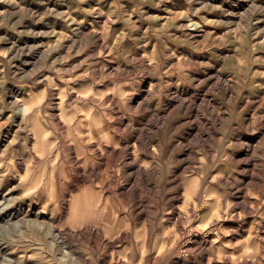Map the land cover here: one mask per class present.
<instances>
[{"label": "rangeland", "instance_id": "obj_1", "mask_svg": "<svg viewBox=\"0 0 264 264\" xmlns=\"http://www.w3.org/2000/svg\"><path fill=\"white\" fill-rule=\"evenodd\" d=\"M176 263L264 264V0H0V264Z\"/></svg>", "mask_w": 264, "mask_h": 264}, {"label": "bare ground", "instance_id": "obj_2", "mask_svg": "<svg viewBox=\"0 0 264 264\" xmlns=\"http://www.w3.org/2000/svg\"><path fill=\"white\" fill-rule=\"evenodd\" d=\"M192 26H198V24L197 23H192ZM195 27V28H196ZM89 130H90V133L93 135H96L97 133H96V131H95V128H94V126L92 125V123H89ZM146 130H147V128H146ZM146 130H145V128H142V129H140L139 130V134H138V136H141V137H138V140H137V142H138V144L139 145H141L142 147L144 146V142L142 141V136H143V134H144V132H146ZM137 144V143H136ZM146 145H149L148 144V142L146 143ZM97 149L103 154V157H101L100 159H98V164H101V163H104L105 162V156H104V152H105V150L103 149V147H102V145H97ZM70 155L72 156L73 155V153H70ZM131 157V156H130ZM128 158V159H130L131 160V158ZM133 161H135L134 159H133ZM73 162H74V165H76V166H79L78 167V169H77V171H82V176L84 177V176H86L87 175V173H86V168H85V164H86V162H82L81 161V159L79 158V157H77V156H75L74 157V160H73ZM106 162H107V164H108V161L106 160ZM132 163V162H131ZM135 163H136V161H135ZM138 164V163H137ZM93 168H94V166H93ZM138 168V167H137ZM136 168V169H137ZM91 172L92 173H94V169H91ZM178 216V215H177ZM176 217V216H175ZM174 217V218H175ZM173 219V218H172ZM175 220V219H174ZM90 226V225H89ZM211 227V226H210ZM210 227H208V229H205L203 232H199L197 235H195V237L193 238L194 239V243L195 244H197V245H200V247H202L203 249V251L205 252L204 253V258L205 257H207L206 256V254H207V251H208V248H210V247H212V246H216L218 243H219V238H220V235H219V232H217V229H215V228H210ZM89 229V228H88ZM97 230H98V228H97ZM84 231V230H83ZM234 231V230H233ZM56 232H58L56 235H58V236H61V234H62V230H57ZM64 234V233H63ZM98 234V233H97ZM191 234V233H190ZM191 236V235H190ZM237 235H235V234H232V240L229 238L227 241H225L226 242V244H228L229 242H232L234 239H235V237H236ZM123 238V237H122ZM115 241H117V240H115ZM115 241H112V242H115ZM217 243V244H216ZM112 245H114L113 243H112ZM113 247V246H112ZM76 253V252H75ZM77 256V255H76ZM228 257V256H227ZM177 263H181L180 261H178ZM176 263V264H177Z\"/></svg>", "mask_w": 264, "mask_h": 264}]
</instances>
